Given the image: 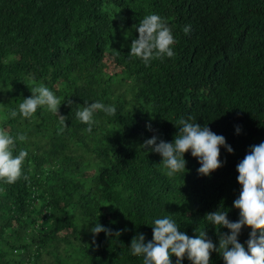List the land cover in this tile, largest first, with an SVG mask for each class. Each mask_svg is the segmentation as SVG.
<instances>
[{
    "label": "trees",
    "instance_id": "1",
    "mask_svg": "<svg viewBox=\"0 0 264 264\" xmlns=\"http://www.w3.org/2000/svg\"><path fill=\"white\" fill-rule=\"evenodd\" d=\"M150 14L165 18L177 42L173 58L146 67L129 52ZM41 83L61 99L63 132L46 105L19 113ZM97 101L116 113L95 112L89 133L76 112ZM11 110L17 116L6 118ZM189 117L233 152L221 147L223 166L203 176L189 150L187 171L169 177L142 145L153 135L172 142ZM0 129L15 140L13 156L28 152L21 178L0 180V264H143L131 240L151 241L165 216L190 237L205 230L218 247L205 214L239 219L236 166L264 142V0H0ZM97 222L113 235L93 242ZM250 231L242 227L238 242ZM210 264L222 256L213 251Z\"/></svg>",
    "mask_w": 264,
    "mask_h": 264
},
{
    "label": "clouds",
    "instance_id": "2",
    "mask_svg": "<svg viewBox=\"0 0 264 264\" xmlns=\"http://www.w3.org/2000/svg\"><path fill=\"white\" fill-rule=\"evenodd\" d=\"M138 38L133 39L130 45V54L140 58L147 67L155 59L163 60L165 57L173 58L176 54L173 46L176 39L172 34L165 18L158 14L145 16L136 28ZM185 35L191 32V25L183 28ZM32 95L23 99L19 104V113L25 117H31L38 106H47L54 114L58 115L61 99L57 97L44 84H39L31 90ZM70 103V102H69ZM97 111H103L109 116H114L116 108L114 105H105L102 102L86 104L82 110L76 112V117L88 125L86 131L91 133L96 121L93 115ZM16 110H11L7 117L15 118ZM61 124L60 132L66 128V117L58 115ZM194 118L180 119L179 131L172 142L160 140L153 135L144 141L142 147L147 148L162 157V164L167 170L169 177L175 173L186 170L187 161L184 154L191 151V155L198 159L200 167L198 174L210 175L213 171L223 166L219 159L220 148L224 147L228 153L233 149L226 144L225 137L217 135L207 125L202 126L197 122H191ZM146 127L149 130L151 125ZM236 132H240L237 127ZM25 134H20V141L26 140ZM15 140L5 130L0 129V180L13 184L22 176V165L28 155L26 150H20L18 155L13 156ZM237 182L241 186L239 197L233 201V207L239 210V219L235 222L228 219L227 211H215L206 213L205 217L217 230L219 237L218 247L207 238L205 230L193 237L185 232L179 231V225L170 216L155 219L152 227V240L145 243L143 234L134 236L130 243L133 255L142 256L143 264H172L171 257L175 256V264L187 256L191 264H210V255L213 251L218 252L224 264H264V142L250 147L249 152L237 164ZM25 181L29 176L24 175ZM227 228L228 233H221L219 229ZM242 227L251 229L249 238L244 244L238 242V236ZM95 236L104 232L106 236L113 235L111 229L95 223L90 229ZM123 231V230H121ZM121 231L114 233L119 236ZM259 231V236L257 232ZM246 245V246H245Z\"/></svg>",
    "mask_w": 264,
    "mask_h": 264
},
{
    "label": "rangeland",
    "instance_id": "3",
    "mask_svg": "<svg viewBox=\"0 0 264 264\" xmlns=\"http://www.w3.org/2000/svg\"><path fill=\"white\" fill-rule=\"evenodd\" d=\"M107 57V56H106ZM103 61H106L105 59Z\"/></svg>",
    "mask_w": 264,
    "mask_h": 264
}]
</instances>
